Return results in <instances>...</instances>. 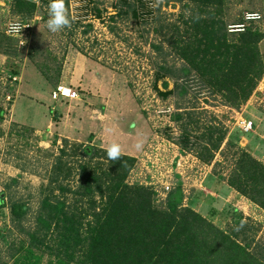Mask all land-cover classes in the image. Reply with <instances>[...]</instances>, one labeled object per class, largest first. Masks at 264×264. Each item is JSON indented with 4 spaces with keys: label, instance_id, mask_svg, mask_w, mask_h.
Segmentation results:
<instances>
[{
    "label": "rangeland",
    "instance_id": "rangeland-1",
    "mask_svg": "<svg viewBox=\"0 0 264 264\" xmlns=\"http://www.w3.org/2000/svg\"><path fill=\"white\" fill-rule=\"evenodd\" d=\"M46 1L31 0L35 4L31 19L35 21L24 35L26 44L18 47L4 38L7 52L0 50V200L4 202L0 207V264H58L57 249L50 252L33 247L25 232L16 229L9 205L24 203L28 213L22 226L27 230L34 227L46 188L54 186L50 181L56 158L62 157L64 140L69 146L79 144L93 151H106L117 144L121 155L136 161L128 184L153 187L162 200L180 187L184 206L223 229L231 219L224 216L225 211L235 208L247 221L262 226L257 238L264 240V211L228 186L229 163L220 153L214 161L204 162L196 152L198 144L204 145L199 137L203 138L215 117L229 134L239 130L241 147H248L264 164V76L240 109L190 88V94L200 98V106L207 113L201 116V129L193 128L190 133L193 146L183 149L179 143L181 129L171 119L178 100L164 98L154 88L156 68L171 59L152 47L161 42L153 31L157 25L153 14L145 15V20L131 14L119 16L115 8L119 0H64L70 24L50 32ZM223 2L229 32L250 26L264 32V0ZM147 3L155 13L160 10L156 15L161 19L169 16L175 20L178 16L170 15L176 16L182 9L173 0ZM24 11L14 0H0V33L5 34L11 22L22 21ZM249 14L259 18L248 21ZM78 22L81 26L76 25ZM14 39L19 42V38ZM260 48L264 55V40ZM163 82H158L162 92ZM60 84L71 87L78 99L52 101L51 91ZM7 93L12 95L11 101L6 100ZM242 119L253 121L248 133L239 128ZM73 182L71 186H75ZM19 243L25 244L22 251H18Z\"/></svg>",
    "mask_w": 264,
    "mask_h": 264
},
{
    "label": "trees",
    "instance_id": "trees-1",
    "mask_svg": "<svg viewBox=\"0 0 264 264\" xmlns=\"http://www.w3.org/2000/svg\"><path fill=\"white\" fill-rule=\"evenodd\" d=\"M14 1L25 10L21 20H30L35 4L31 0ZM173 1L182 6L178 15H170L178 16L175 20L166 14L161 19L156 15L160 10L155 13L147 0H119L115 8L117 15L131 14L137 20L153 14L157 22L153 31L161 42L152 47L171 59L156 68L154 88L162 97L178 100L171 119L180 127L179 143L186 149L194 144L190 140L192 129L199 127L202 114L207 113L200 106V98L190 94V88H198L199 95L207 92L220 97L223 105L240 109L264 76L260 48L264 32L254 26L229 32L223 0ZM4 38L18 46L14 38L0 33V50L5 53ZM162 80L164 92L158 89ZM215 119L212 117L213 124L207 125L203 138L199 137L204 142L197 145L199 158L212 162L220 153L230 165L228 186L264 211V164L248 147H241L239 130L229 134ZM64 142L50 181L54 186L46 188L34 227L27 230L22 226L28 213L24 203L9 205L16 229L25 232L33 247L50 252L57 249L58 264H264V240L257 238L262 226L247 221L235 208L223 212L231 217L223 229L184 206L180 187L162 200L153 187L128 184L135 158L120 154L110 160L105 150ZM73 180L75 186L70 184ZM24 247L19 243L18 251Z\"/></svg>",
    "mask_w": 264,
    "mask_h": 264
},
{
    "label": "built area",
    "instance_id": "built-area-1",
    "mask_svg": "<svg viewBox=\"0 0 264 264\" xmlns=\"http://www.w3.org/2000/svg\"><path fill=\"white\" fill-rule=\"evenodd\" d=\"M259 16L254 14V15H247L246 19L248 21H252V20H256L258 19ZM37 19V18H36ZM35 20L32 19V20H28V21H14V22H11L8 26H7V32L6 34L10 37H15L16 39L19 38V42H18V46L20 45H24V42L26 44V40L24 39V35L29 32V29L32 27V24ZM12 24H15L17 25V28L15 30H11L10 29V25ZM237 29V28H236ZM238 29H241L239 31H242L243 30V27L242 28H238ZM24 39V40H23ZM18 78L17 77H13V80H17ZM12 99V95L7 93L6 94V100L7 101H11ZM51 99L52 101H59L61 99L63 100H75V99H78V95L77 93L71 88V87H68V86H64V85H57L55 86L52 91H51ZM239 128L242 129L243 131L245 132H249L252 130V126H253V121H247V120H244L242 119L240 122H239ZM169 189V188H168Z\"/></svg>",
    "mask_w": 264,
    "mask_h": 264
},
{
    "label": "clouds",
    "instance_id": "clouds-1",
    "mask_svg": "<svg viewBox=\"0 0 264 264\" xmlns=\"http://www.w3.org/2000/svg\"><path fill=\"white\" fill-rule=\"evenodd\" d=\"M70 19L65 11L64 0H49L48 3V19L46 20V26L50 32H57L60 29L69 26ZM17 25H10L11 30H15ZM139 147V145H137ZM106 155L110 160H116L119 158L120 149L119 145L111 144L107 150Z\"/></svg>",
    "mask_w": 264,
    "mask_h": 264
}]
</instances>
